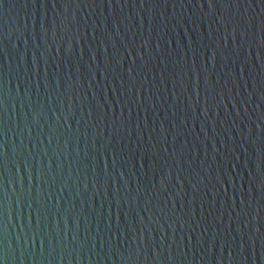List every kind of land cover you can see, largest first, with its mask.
Wrapping results in <instances>:
<instances>
[{"label":"water","instance_id":"95a60500","mask_svg":"<svg viewBox=\"0 0 264 264\" xmlns=\"http://www.w3.org/2000/svg\"><path fill=\"white\" fill-rule=\"evenodd\" d=\"M4 264H264V0H0Z\"/></svg>","mask_w":264,"mask_h":264},{"label":"snow or ice","instance_id":"6c2138e0","mask_svg":"<svg viewBox=\"0 0 264 264\" xmlns=\"http://www.w3.org/2000/svg\"><path fill=\"white\" fill-rule=\"evenodd\" d=\"M0 264H4V261H3V259H0Z\"/></svg>","mask_w":264,"mask_h":264}]
</instances>
